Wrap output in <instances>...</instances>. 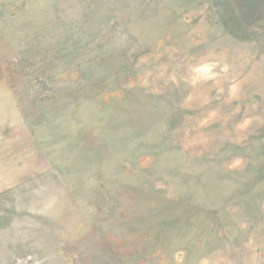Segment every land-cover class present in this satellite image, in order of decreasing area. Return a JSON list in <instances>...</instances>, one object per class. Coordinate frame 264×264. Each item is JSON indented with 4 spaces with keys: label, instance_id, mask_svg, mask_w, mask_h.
Wrapping results in <instances>:
<instances>
[{
    "label": "rangeland",
    "instance_id": "374dc122",
    "mask_svg": "<svg viewBox=\"0 0 264 264\" xmlns=\"http://www.w3.org/2000/svg\"><path fill=\"white\" fill-rule=\"evenodd\" d=\"M0 264H264V0H0Z\"/></svg>",
    "mask_w": 264,
    "mask_h": 264
}]
</instances>
